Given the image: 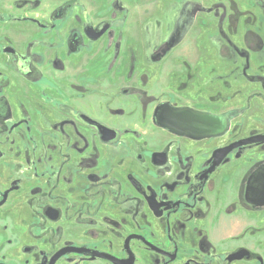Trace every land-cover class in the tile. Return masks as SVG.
<instances>
[{
  "label": "flooded vegetation",
  "instance_id": "flooded-vegetation-1",
  "mask_svg": "<svg viewBox=\"0 0 264 264\" xmlns=\"http://www.w3.org/2000/svg\"><path fill=\"white\" fill-rule=\"evenodd\" d=\"M191 3L145 57L123 0H0V264H264V111L218 108L234 64L165 61Z\"/></svg>",
  "mask_w": 264,
  "mask_h": 264
},
{
  "label": "rangeland",
  "instance_id": "rangeland-1",
  "mask_svg": "<svg viewBox=\"0 0 264 264\" xmlns=\"http://www.w3.org/2000/svg\"><path fill=\"white\" fill-rule=\"evenodd\" d=\"M123 1L127 3L129 9L127 14L129 13V17H132V21L136 22L141 18H152L155 29L153 28L154 31L152 33L144 36V38H147L146 48L144 49V56L146 57V55L150 52L153 43L162 37L161 35L164 29L167 35L172 31L174 27V20L179 14V6H181L182 10L185 0H172L170 3H164L161 1V4L157 3V0H152L153 2H151L148 6L144 4L145 1H142L141 4L139 3V0H131V2H127V0ZM188 1L189 3L193 2L191 4H194L195 7L197 6L196 3L200 4L202 8H205L208 11H206L205 14H200L198 12L195 16L187 18L184 28H181V44L175 48L174 52L170 53V56H168L165 61L174 64L181 63V73L183 71V63L191 65L198 64L199 62L205 64V62L209 63L217 61L234 64L235 66L231 75L230 72L221 71V74L217 76V79L230 78L236 80L232 82L234 85V90L232 92L236 91V93L232 94L228 91L226 93H218V108H220V110L242 108L245 104H247L245 100L248 97V100H250V105H248V107H250L249 111L255 114H261V112L264 111V99L261 98L263 91L260 83H257L256 80L264 77V73L260 70V68L264 67V63H262L264 62V51L261 52L264 49V0H244V2H246V5L242 6L244 9L237 6L233 0H216L217 3L219 2L223 4L226 9L224 18L235 19L237 27H232L231 22L230 26H228L225 22L223 24L216 23L215 18H213L214 13L212 12V3L215 0ZM110 3L111 0H105V4L107 6H109ZM223 6H220L221 8L219 7L221 11L224 10ZM188 9H190V7H188L187 10ZM107 10L105 18H109L111 15V13H109V8ZM244 10H248L249 13ZM246 14L248 15L243 17V15ZM240 18H243L242 23H239ZM239 24H241V26H239ZM156 26H159V28H156ZM135 28L136 27L134 25H131V28L128 30L134 31ZM143 28L145 29V27ZM226 28L228 30L227 34L230 37L227 42L231 46L230 54L229 52L224 53L223 51H221V53H216V49H213L212 47H215V44L217 46H219V44H223L221 36L225 34ZM137 31H139L138 26ZM254 33L259 37L258 42H260V49L263 48L261 51L257 47L254 48V43L251 44L253 48L249 49L246 48V45L243 42V37L248 34V38H250V36ZM167 35H165V37ZM220 37L221 39L219 40ZM162 38H164V36ZM162 40H165V38ZM246 56L248 60H242V57L245 58ZM147 60L148 58L144 59L142 62H147ZM229 67L230 65H228V68ZM171 68L178 69L177 67H171L170 65V70ZM245 68L247 71H244ZM184 69L186 73H192V75L193 73L198 75L199 72V70L194 67H184ZM206 78H209V73H207ZM202 79H204V76H202ZM173 92L177 96H180L178 91L176 92L174 90ZM205 96L208 97L209 93H200L197 98L194 96L193 99L205 103V101H207L204 98ZM225 98H228V101H226ZM174 104L179 105L180 103L175 102ZM187 104H192V102H185L184 100L183 102L181 101V105Z\"/></svg>",
  "mask_w": 264,
  "mask_h": 264
},
{
  "label": "water",
  "instance_id": "water-1",
  "mask_svg": "<svg viewBox=\"0 0 264 264\" xmlns=\"http://www.w3.org/2000/svg\"><path fill=\"white\" fill-rule=\"evenodd\" d=\"M183 115H184V113L181 114V118H182ZM177 116H178V115H177ZM170 119H171V118H170ZM172 119H175V118H172ZM192 120H193V121H199L200 119H199V118H192ZM161 121H162V120H161ZM163 121H164L169 127H172L169 121H165V120H163Z\"/></svg>",
  "mask_w": 264,
  "mask_h": 264
}]
</instances>
